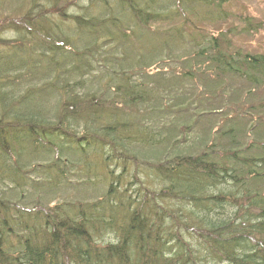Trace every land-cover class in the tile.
Masks as SVG:
<instances>
[{
  "label": "trees",
  "instance_id": "16d2710c",
  "mask_svg": "<svg viewBox=\"0 0 264 264\" xmlns=\"http://www.w3.org/2000/svg\"><path fill=\"white\" fill-rule=\"evenodd\" d=\"M32 1L0 62V264H264V53L240 41L261 23L230 25L234 0Z\"/></svg>",
  "mask_w": 264,
  "mask_h": 264
},
{
  "label": "rangeland",
  "instance_id": "374dc122",
  "mask_svg": "<svg viewBox=\"0 0 264 264\" xmlns=\"http://www.w3.org/2000/svg\"><path fill=\"white\" fill-rule=\"evenodd\" d=\"M37 1V0H36ZM53 1V0H52ZM75 0H58L56 1V3L58 4V6H60V8L65 7V10L67 11H71L74 12L78 11V9H73L72 5L74 4ZM33 1L32 0H0V60L1 58H7V59H12L13 55V49H11L12 45H14V41L16 39H18V35H17V31L23 29L24 23L27 22L28 19V13H32L35 14L37 11L35 10H31L32 6L31 3ZM80 3H82V0H79ZM54 4V3H53ZM39 7V6H36ZM41 7V6H40ZM229 12L232 13L231 17H230V21L229 24L230 25H237L238 27H240L242 25L241 21L238 19L239 16L241 17H249V23H251L252 26H256L258 23H261V30L259 32V34H254L251 31L252 36L250 35H246V36H242L240 38V41H242L241 43H245L248 45H251V51L258 53V52H262L264 53V0H234L233 2L231 1V3L229 4V6L227 7ZM30 9V10H29ZM50 9V12H53L55 9H57L55 6H53V9ZM39 10V9H37ZM37 15V14H36ZM35 15V16H36ZM236 15V16H235ZM55 16H53L52 19H54ZM37 20V24L36 27L32 26L34 32L37 30L36 33H34V37L35 39L39 42L42 41L44 42V30L45 27L47 26V24L49 23L47 21V19L45 17H39L36 19ZM64 21L68 22L70 21L69 19H64ZM28 23V22H27ZM29 25V24H28ZM154 30H156L154 33H151L149 36L150 38V42H148V44L154 43L156 44L157 42L160 41V38L163 37L164 35V27H159L156 25H153ZM252 28V27H251ZM21 32V31H20ZM143 38L145 37L143 34H141V32H139V38ZM148 40V39H147ZM13 41V42H12ZM35 45L37 46L36 42H34ZM245 46V45H244ZM3 60V59H2ZM2 60L0 62H2ZM154 67V66H152ZM157 67V66H156ZM158 68H162V66H158ZM150 70V69H149ZM155 71V70H154ZM160 71V70H159ZM150 74H152L153 71H149ZM162 72V73H161ZM170 72V71H169ZM169 72H167L166 68H162V70L160 71V73L163 75H165L166 77H168ZM154 73V72H153ZM171 77H174L175 79L178 78L177 76L172 75ZM158 78V77H156ZM162 79H165V77H161ZM262 97H264V93L260 94ZM260 97V96H259ZM221 103V101L219 102ZM206 107H203L202 105L198 104V101L195 100L194 104H192V106L190 108H188V111H190V120H193L194 118H196V116L198 114H202L204 112H207ZM202 114V115H204ZM186 115V112H185ZM205 117V116H204ZM204 117H200L197 120V125L199 127H203L207 130L206 133L210 135V133H212L215 128H219L220 125H222V120L221 117H219V114L214 113V115H207V119H205ZM177 118V122H179L180 124H183L184 122H188L187 120L185 121V117H178ZM188 118V117H187ZM211 118V119H210ZM209 119L211 120V122L209 121ZM209 121V122H207ZM196 125V126H197ZM191 129H194L193 131ZM190 130L187 131V134L184 136V139L181 143L179 142V144L181 145L180 147H184L187 150V147H192L189 150H198V146L200 147L203 142H201V139H206V137L204 136H200V138H196L198 134H200V132L197 129V132L195 130L194 127H192ZM204 130V129H203ZM264 131V130H263ZM253 136V132L251 131V133H247L246 138L247 139H251V137ZM179 138V137H178ZM144 151V155L147 156L150 160H152L153 158L155 160H157L156 157L157 153L153 152L152 154V147L151 148H143L142 149ZM162 152V150H161ZM159 154H162V153ZM155 153V154H154ZM156 158H155V157ZM92 190H90L89 187L86 186H82V187H77L76 189L72 188V189H61L60 191H58V193H56V195H53V202L60 201L61 198H66V199H74V197H78V198H84V199H89L92 196ZM51 199V198H50Z\"/></svg>",
  "mask_w": 264,
  "mask_h": 264
}]
</instances>
